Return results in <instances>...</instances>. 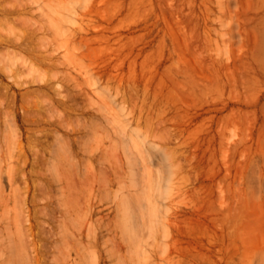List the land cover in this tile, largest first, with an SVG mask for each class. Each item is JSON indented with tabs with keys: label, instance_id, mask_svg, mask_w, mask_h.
Here are the masks:
<instances>
[{
	"label": "rangeland",
	"instance_id": "obj_1",
	"mask_svg": "<svg viewBox=\"0 0 264 264\" xmlns=\"http://www.w3.org/2000/svg\"><path fill=\"white\" fill-rule=\"evenodd\" d=\"M0 22V264H264V0H0Z\"/></svg>",
	"mask_w": 264,
	"mask_h": 264
},
{
	"label": "bare ground",
	"instance_id": "obj_2",
	"mask_svg": "<svg viewBox=\"0 0 264 264\" xmlns=\"http://www.w3.org/2000/svg\"><path fill=\"white\" fill-rule=\"evenodd\" d=\"M16 2H17V0H16ZM6 7H7V6H6ZM3 8H5V6H3ZM7 8H8V7H7ZM4 10H5V9H4ZM19 11H20V8H19ZM24 12H25V11H24ZM11 13H13V12H11ZM16 13H17V12H16ZM20 13H22V11H21ZM2 14H3V13H2ZM13 14H14V13H13ZM3 17H4V16H3ZM14 17H15V16H14ZM27 17H28V16H27ZM27 17H26V18H27ZM15 18H16V17H15ZM24 18H25V17H24ZM29 18H30V17H29ZM4 19H6V18H4ZM16 19H17V18H16ZM18 19H19V17H18ZM20 19H23L22 16H21ZM4 21H5V20H4ZM4 21H3V22H4ZM3 22H2V23H3ZM9 22H10V21H8V23H9ZM14 22H15V21H14ZM28 22H29V20H28ZM0 23H1V22H0ZM17 23H19V22H17ZM13 24H14V23H13ZM21 24H24V25H25L24 22L21 23ZM21 24H20V25H21ZM7 25H8V24H7ZM15 25H16V23H15ZM15 25H14V27H15ZM17 25H18V24H17ZM29 25H30V24H29ZM3 26H4V25H3ZM12 26H13V25H12ZM21 26H22V25H21ZM26 27H27V25H26ZM41 27H42V26H41ZM39 28H40V27H39ZM10 29H12V28H10ZM10 29H9V30H10ZM25 30H27V29H25ZM41 30H42V29H41ZM38 31H39V30H38ZM14 32H15V30H14ZM29 32H31V31H29ZM33 32H34V31H33ZM17 33H19V32L17 31ZM17 33H16V34H17ZM20 33H21V32H20ZM42 33H43V31H42ZM63 33H64V32H63ZM35 34H36V33H35ZM37 34H38V33H37ZM37 34H36V35H37ZM48 34H49V33H48ZM61 34H62V33H60V35H61ZM9 35H10V34H9ZM9 35H8V36H9ZM11 35H12V34H11ZM11 35H10V36H11ZM14 35H15V33H14ZM21 35H22V34H21ZM10 36H9V38H10ZM23 36H24V35H23ZM28 36H30V35H28ZM15 37H17V36H15ZM31 37H32V35H31ZM36 37H37V36H36ZM49 37H51V36H49ZM17 38H20V37H17ZM22 38H23V37H22ZM27 38H28V37H27ZM23 39H24V38H23ZM46 39H49V38H46ZM13 40H15V39H13ZM7 41H8V40H7ZM15 41H16V40H15ZM15 41H14V42H15ZM18 41H19V39H18ZM25 41H26V40H25ZM28 41H29V40H28ZM31 41H32V39H31ZM45 41H46V40H44V42H45ZM47 41H48V40H47ZM4 42H5V41H4ZM26 42H27V41H26ZM44 42H43V43H44ZM2 43H3V42H2ZM17 43H18V42H17ZM37 43H38V42L36 41V44H37ZM41 43H42V41H41ZM43 43H42V44H43ZM45 43H46V42H45ZM11 44H12V43H11ZM9 45H10V44H9ZM25 45H26V44H25ZM31 45H32V44H31ZM39 45H40V44H39ZM29 46H30V45H29ZM43 46H44V45H43ZM52 46H53V45H52ZM14 47H15V49L19 48V47L16 48V46H14ZM45 47H48V46H45ZM42 48H44V47H42ZM54 48H55V47H53V49H54ZM5 49H7V48H5ZM29 49H30V48H29ZM33 50H34V49H32V50H30V51L34 52ZM49 50H50V49H49ZM7 51H8V49H7ZM30 51H29V53H30ZM47 51H48V50H47ZM56 51H57V50H56ZM56 51H55V52H56ZM10 52H11V50H10ZM13 52L15 53L14 57L17 56V55H19V54H21V52L19 53V52L16 51V50H14ZM17 52H18V53H17ZM45 52H46V51H45ZM52 52H53V51H52ZM14 53H13V54H14ZM35 53H36V52H35ZM39 53H40V52H39ZM13 54H12V55H13ZM22 54H23V52H22ZM22 54H21V56H22V58H23V57L25 56V54H23V55H22ZM53 54H54V53H53ZM53 54H52V56H53ZM12 55H11V56H12ZM11 56H10V57H11ZM28 56H29V55H28ZM18 57H19V59H20V55H19ZM53 57H54V56H53ZM15 58H16V57H15ZM15 58H14V59H15ZM26 58H27V56H26ZM26 58H25V59L23 58V61L26 62V63L23 64V66L26 65V64H27L28 66H29V64H32V65H33L32 61H31L30 63L28 62L29 57H28L27 59H26ZM9 59H10V58H9ZM50 59H52V57H51ZM11 60H12V59H11ZM16 60H17V59H16ZM16 60H15V63H16ZM20 60H22V59H20ZM35 60H36V59H35ZM13 61H14V60H13ZM23 61H22V62H23ZM36 61H37V60H36ZM40 61H41V60H40ZM54 61H55V62H54ZM54 61H53V63L55 64V65H54V67H55V66H56V60H54ZM10 62H12V61H10ZM43 62H44V61H43ZM28 63H29V64H28ZM38 64H39V63H38ZM40 64H41V63H40ZM59 64H60V63H59ZM59 64H58V65H59ZM61 64H62V63H61ZM21 65H22V64H21ZM32 65H31V66H32ZM43 65H45V64H43ZM31 66H30V67H31ZM64 66H65V65H64ZM34 67H36V66H34ZM24 68H26V67H24ZM31 68H33V67H31ZM38 69H39V68H38ZM38 69H37V70H38ZM57 70H58V69H57ZM34 71H35V70H34ZM39 71H41V70L39 69ZM36 72H37V71H36ZM47 72H49V71H47ZM51 72H52V71H51ZM55 72H57V71H55ZM55 72H54V73H55ZM54 73L52 74V75H53L52 77H54L58 72H57L56 74H54ZM70 75H71V74H70ZM57 76H58V75H57ZM67 76H69V75H67ZM71 77H72V76H71ZM71 77H70V79H72ZM55 78H56V76H55ZM68 81H69V80H68ZM71 81H73V80H71ZM71 81H70V82H71ZM46 83H47V81H46ZM46 83H45V84H46ZM68 83H69V82H68ZM73 83H74V82H73ZM70 86H71V85H70ZM70 86H69V87H70ZM74 87H75V85H74ZM59 88H60V87H59ZM40 91H41V90H40ZM56 91H57V90H56ZM41 92H42V91H41ZM43 92H44V91H43ZM4 95H5V94H4ZM2 96H3V95H2ZM41 96H42V95H41ZM43 96H44V95H43ZM60 97H61V96H60ZM42 98H43V97H42ZM42 100H44V99H42ZM46 100H47V99H46ZM33 101H34V100H33ZM35 101H36V100H35ZM0 102H1V101H0ZM31 102H32V101H31ZM47 102H48V101H47ZM47 102H46V103H47ZM3 103H4V102H3ZM5 103H6V102H5ZM29 103H30V102H29ZM32 103H34V102H32ZM48 103H49V102H48ZM26 104H27V103H26ZM36 104H37V102H36ZM36 104H35V105H36ZM52 104H53V102H52ZM2 106H3V105H2ZM2 106H1V107H2ZM52 106H53V105H52ZM52 106H51V107H52ZM0 109H1V108H0ZM2 109H3V108H2ZM141 110H142V109H141ZM47 111H48V110H47ZM0 112H1V111H0ZM141 112H143V111H141ZM141 112H140L139 115H141ZM143 113H144V112H143ZM141 117H142V116H141ZM137 118H138V117H137ZM153 118H154V117H153ZM156 118H157V117H156ZM147 119H148V118H146V120H147ZM151 119H152V118H151ZM139 120H140V118H138V121H139ZM141 121H142V119H141ZM144 121H145V120H144ZM153 121H154V120H153ZM136 122H137V121H136ZM148 122H149V121H148ZM148 122H145V123L148 124ZM145 126H146V125H145ZM148 126L150 127V125H148ZM149 127H148V128H149ZM145 128H146V127H145ZM145 128H144V129H145ZM151 130H152V128H151ZM143 131H144V130H143ZM148 131H149V130H148ZM144 133H145V132H144ZM134 146H135V145H134ZM162 151H163V150H162ZM167 155L169 156V154H167ZM164 157H165V155H164ZM166 157H167V156H166ZM174 158H175V157H174ZM170 159H171V158H170ZM171 161H172V160H171ZM133 163H134V162H133ZM131 165H132V167H133L134 164L131 163ZM131 165H130V168H132ZM130 181L134 183V181H133L132 179H131ZM16 200H17V199H16ZM125 200H126V199H125ZM128 201H129V200H128ZM128 203H129V202H128ZM125 204H126V203H125ZM130 205H131V204H130ZM131 207H132V206H131ZM131 207H130V208H131ZM6 209H7V208H6ZM9 209H10V208H9ZM127 209H128V206L126 207V210H127ZM4 210H5V209H4ZM7 211H9V210H7ZM148 212H149V211H148ZM10 213H11V212H10ZM15 213H16V212H15ZM149 213H150V212H149ZM13 214H14V210H13ZM120 214H121V213H120ZM120 214H119V215H120ZM136 214H137V213H136ZM8 215H9V214H8ZM122 215H123V214H122ZM15 217H16V216H15ZM119 218H121V217H119ZM131 218H132V217H131ZM121 220H122V219H121ZM121 220H120V222H121V223L123 222V224H121L120 227H123V225H124L123 228H125V229H129V227H130L129 222H128L129 219L127 220L126 218H124L123 221H121ZM131 221H132V220H131ZM120 222H119V223H120ZM131 226H132V225H131ZM135 226H137V225H135ZM121 229H122V228H121ZM125 229H122L123 231L121 230V231L123 232V234L125 233V232H124ZM18 232H19V231H18ZM133 232H134V231H133ZM137 233H138V232H137ZM9 234L12 235L11 232H10ZM20 234H21V233H20ZM134 234H136V231L134 232ZM7 236H8V235H7ZM130 236H132V234H130ZM134 236H135V235H134ZM12 237H13V236H12ZM126 237H127V235H126ZM130 241L132 242V241H134V239H133V240L130 239ZM7 242H8V241H7ZM136 242L138 243V240H137V239H136ZM136 242L133 243V244H136ZM10 243H11V242H9V245H10ZM13 246H15V244H13ZM13 246H12V247H13ZM22 246H24V245L22 244ZM135 246H137V245H134V247H135ZM137 247H140V244H139V246H137ZM16 248H17V247H14V249H16ZM135 248H136V247H135ZM131 249H132V248H131ZM136 249H137V248H136ZM143 249H144V248H143ZM133 250H134V249H133ZM137 250H139V248H138ZM137 250H134V252L137 251ZM141 250H142V248H141ZM141 250H140V251H137L136 253L141 252ZM24 251H25V250H24ZM24 251L22 250L23 253H24ZM22 252H20V253H22ZM132 252H133V251H132ZM132 252H131V250H130V253H131V254H133V255L135 254V255H136V253H134V252L132 253ZM142 252H143V251H142ZM10 255L13 256V253L10 254ZM24 255H25V254H23V256H24ZM135 255H134V256H135ZM142 255H143V254H142ZM145 255H146V254H144V256H145ZM130 256H132V255H130ZM138 256L141 258V253H140V255H139V254L136 255V258L140 259ZM144 256H143V257H144ZM18 257H19V256H18ZM150 257H151V256H150ZM139 262H140V261H139ZM139 262H138V263H139ZM15 263H16V262H15ZM139 264H140V263H139Z\"/></svg>",
	"mask_w": 264,
	"mask_h": 264
}]
</instances>
